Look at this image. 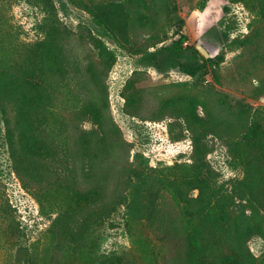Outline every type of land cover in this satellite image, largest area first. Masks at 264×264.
<instances>
[{"label": "rangeland", "instance_id": "374dc122", "mask_svg": "<svg viewBox=\"0 0 264 264\" xmlns=\"http://www.w3.org/2000/svg\"><path fill=\"white\" fill-rule=\"evenodd\" d=\"M147 1L151 9L142 11L153 20L143 25L132 15L125 26L117 7L133 14L129 0H0V70L21 78L20 91L33 104L43 98L37 120L44 127L48 123L68 150L44 185L52 189L57 177L62 180L57 184L65 181L82 189L97 183L111 199L123 191L124 168H147L179 186L193 177V139L199 136L208 165V188L200 205L208 203L209 214L218 217L231 198L235 214L244 216L240 222L256 224L252 205L236 192L255 191L264 200V0ZM92 2L118 16L128 42L117 41L94 22L85 9ZM182 36L188 51L183 61L192 75L179 67L165 68L168 49ZM100 44L113 54L106 62L99 56ZM198 44L212 56L205 57ZM44 62L50 63L45 67ZM12 101L14 107H2L13 117L21 98L15 94ZM87 101L102 112L103 130L83 117ZM1 126L4 135L3 122ZM252 127L255 142L248 146L243 136ZM91 130L105 132L101 148L111 157L90 171L75 142ZM36 178L17 171L0 136V264L52 261L51 232L64 209L51 205ZM63 200L70 210L83 205L77 195ZM157 202L162 227L182 228V205L173 195L163 191ZM125 212L126 206H120L104 226H90L96 230L90 241L94 253L132 250ZM149 234L152 246L167 247L159 232ZM248 246L257 263L264 264V240L252 237ZM70 255L59 253L57 261L88 264L87 256Z\"/></svg>", "mask_w": 264, "mask_h": 264}, {"label": "trees", "instance_id": "16d2710c", "mask_svg": "<svg viewBox=\"0 0 264 264\" xmlns=\"http://www.w3.org/2000/svg\"><path fill=\"white\" fill-rule=\"evenodd\" d=\"M129 5L133 14L124 10L123 5L117 7L124 15L125 26H128L132 15L136 16V22L143 25L148 20H153L142 11L151 9L147 0H129ZM203 8L205 7L202 6ZM85 9L105 32L117 41L128 42L126 32L122 35L125 26L120 25L118 16H113L109 7H105L103 3L92 2L85 4ZM262 11L264 13V7ZM185 40V36H182L176 46L168 49L165 68L179 67L183 72L192 75L187 63L183 61L186 59L185 54L188 53L183 47ZM55 46L56 44L53 43L51 47L56 49ZM97 50L104 62L107 58L113 57L111 52L106 53L104 44L98 45ZM48 63L50 62H44L45 67ZM19 80L21 78L7 77L0 70V110H2L0 114H4L2 119L0 118V136H3L9 145L17 171L24 177L37 176L34 181L40 185V189L44 195L46 194L45 197L51 205L61 206L64 209L59 212L54 221L56 228H53L51 232L49 248L52 263L49 262V264H72L66 259L64 262L57 261L59 253L69 254L70 252L74 254V256L70 255L73 258L87 256L88 264H165V262L168 264H258L248 242L256 236L264 240V200L261 202L257 199L255 191L248 193L239 189L236 192L240 199L252 205L251 210L258 221L256 224L243 225L240 222L244 216L235 214L231 198L229 199L231 205L227 208L224 206L220 216L215 217L209 214L208 203L200 205L203 201V192L208 188L204 175L208 173V165L203 158L205 152L204 147H200L199 136L193 139L195 153L191 167L193 177L179 186L170 184L163 177L153 176L147 168H129V170L124 168L123 178H121L123 191L111 199L107 198L104 185L95 183L92 187L82 189L78 184L72 185L65 181L57 184L58 181H62L58 177L53 188L49 190L51 185H44L46 182L44 179L50 175H56V167L61 164L59 159L68 150L66 146L61 147V139L55 137L53 130L47 128L48 123L44 127L43 123L37 120L42 110L43 98H39L38 103L33 104L34 102L20 91ZM15 94L21 98V105L15 108L16 110L13 108V118L2 104L14 107L10 103H13ZM82 113L83 117L90 119L103 130L105 120L96 105L87 101L82 107ZM2 122L5 129L4 135ZM254 137L255 130L252 127L243 136V141L249 144L248 146L253 145ZM105 139L104 131L101 134L91 130L85 132L79 142H75L77 146H80L79 154L82 159L88 160L87 165L90 171L98 162L107 161V156L111 154L107 151L105 153L101 148L104 141L106 142ZM201 175L204 177H200ZM196 190L199 192L198 196H191ZM163 191L169 192L182 205V228L162 227L165 220L159 214L157 201ZM72 195H77L83 200L81 208L77 210L66 208L63 198ZM123 205L126 206L125 224L132 235V250L125 249L120 253L111 254L94 253L90 241L96 230L90 226H104ZM76 224L80 228H77ZM156 232L160 233L158 235L160 242H166L167 247L163 248L161 244L152 246L149 233L155 235Z\"/></svg>", "mask_w": 264, "mask_h": 264}, {"label": "water", "instance_id": "95a60500", "mask_svg": "<svg viewBox=\"0 0 264 264\" xmlns=\"http://www.w3.org/2000/svg\"><path fill=\"white\" fill-rule=\"evenodd\" d=\"M197 48L202 54H204L205 57L209 58L212 56V52L206 47H204L202 44H198Z\"/></svg>", "mask_w": 264, "mask_h": 264}]
</instances>
